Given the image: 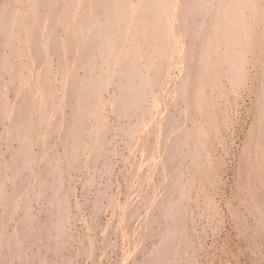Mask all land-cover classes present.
Instances as JSON below:
<instances>
[{"label":"rangeland","instance_id":"374dc122","mask_svg":"<svg viewBox=\"0 0 264 264\" xmlns=\"http://www.w3.org/2000/svg\"><path fill=\"white\" fill-rule=\"evenodd\" d=\"M88 1L53 0L47 10L33 6L37 0H0V264H160L155 254L173 226L171 264H264V0L242 10L238 73L223 59L221 32L206 63L198 61L218 0H205L201 33L192 38L181 28L184 0H163L162 30L146 31L143 0H129V23L113 25L128 23L127 35L107 60L99 25L75 30ZM87 33H97L89 46ZM161 38L168 40L162 59L146 57ZM133 50L132 80L146 85L121 113L131 98L123 73ZM90 57L92 69L83 63ZM98 77L95 94L89 86L72 95L74 78ZM78 105L93 108L76 131ZM179 136L185 143L175 152ZM169 205L180 209L174 225L163 217Z\"/></svg>","mask_w":264,"mask_h":264},{"label":"bare ground","instance_id":"6f19581e","mask_svg":"<svg viewBox=\"0 0 264 264\" xmlns=\"http://www.w3.org/2000/svg\"><path fill=\"white\" fill-rule=\"evenodd\" d=\"M36 1V0H35ZM52 1L53 0H37L36 4L34 3L33 6L37 7L36 5H38L40 8L43 7V9H47L46 7L49 8V6L52 4ZM74 1V0H72ZM144 1V0H143ZM142 1L143 3V8H142V12H141V17H140V25H141V28L143 31H146L147 30V27L149 28L150 26H152V28H154L155 30H162L163 26L161 24L162 20L163 19V11H164V6H163V0H145L144 2ZM27 2V1H26ZM34 2V0H33ZM88 6L89 9L86 10V13L84 15L83 13V17H82V21L79 24V29H78V25L76 26V29L75 30H80V29H84V27L86 26L87 28L90 27V25H94V29H99L98 25L100 26V28L102 30L105 31V37H106V40H104L105 42L103 43V47H102V52L104 57L106 55H108L109 53H111V51L113 52V49H112V45L113 44H119L120 45V48H121V42L123 41V39L126 37L127 35V29L125 27V24L126 22H128L129 20V16L131 17V15H128L129 12L131 11L130 9V6L131 4L129 3V0H90L88 1ZM162 2V3H161ZM81 3V2H80ZM140 3H141V0H140ZM165 4V3H164ZM53 5V4H52ZM74 5V4H73ZM80 5V4H79ZM68 6V5H66ZM65 6V7H66ZM142 6V5H140ZM164 8H163V7ZM180 6V5H179ZM34 7V8H35ZM38 7V8H39ZM51 7V6H50ZM64 7V8H65ZM69 7V6H68ZM132 7V6H131ZM167 7V6H166ZM204 7H205V0H184L183 1V7H182V10H181V14H180V17H181V20L183 21V31L185 33V35H189L192 37H194L195 35L201 33V27H202V23L200 21V15L201 13L203 12L204 10ZM63 8V9H64ZM67 8V7H66ZM65 8V9H66ZM73 8V7H72ZM250 9L251 11H256L255 7H254V2L251 1V0H218L217 2V5H216V13H215V29L212 30V32H210L209 34H204L202 36V53L199 57V63L200 64H204L206 63L207 61V56L209 54V51L211 50V41H212V36L213 35H217L218 32H221L223 35H225V40H226V44L228 46V51H227V54L224 56V60L231 63L232 64V70L234 73H238L239 70H240V65L242 63V57L240 55V42L237 41V36L238 34L241 32V31H244V33L246 32V20L244 18V15H243V12L242 10L243 9ZM48 10V9H47ZM99 10H104L106 15L104 17V21L103 22H99L97 21V15L96 13L99 11ZM180 10V8H179ZM75 11V10H74ZM103 11V12H104ZM119 12V13H118ZM68 12L65 11V15H67ZM77 16V13L74 12ZM104 13V14H105ZM63 13H60L59 15H62ZM50 15V14H48ZM63 15V16H65ZM72 15V14H71ZM74 15V14H73ZM96 15V16H95ZM15 16V15H14ZM13 16V18H14ZM56 16V14H55ZM55 16L53 18H55ZM58 16V15H57ZM70 17V16H69ZM96 17V19H95ZM11 18V17H10ZM9 18V19H10ZM59 19L61 18L58 17ZM64 17H62L63 19ZM68 18V17H67ZM166 18V17H164ZM47 19V18H46ZM66 19V18H64ZM62 20V21H65V20ZM74 19V18H73ZM43 20V19H42ZM55 20V19H54ZM67 20V19H66ZM128 20V21H126ZM10 21V20H9ZM8 21V22H9ZM41 21V20H40ZM48 21V19L46 20ZM61 19H60V22L59 21H55V22H59L60 24H62L61 22ZM118 22L119 23H122V21H126L125 24H124V27L120 30L118 28H115L113 25L115 24V22ZM121 21V22H120ZM7 22V23H8ZM11 22V21H10ZM13 22V21H12ZM44 22V21H43ZM54 22V23H55ZM6 22H4V24H2V27L6 28L5 24L6 25H9V23L7 24ZM40 23V22H39ZM45 23V22H44ZM50 23V22H48ZM47 23V24H48ZM124 23V22H123ZM129 23V22H128ZM128 23L126 25H128ZM170 23V22H169ZM11 24V23H10ZM42 24V23H41ZM46 24V25H47ZM58 24V23H57ZM159 24L160 26H162V28H159ZM164 24V23H163ZM4 25V26H3ZM43 25V24H42ZM64 25V24H63ZM85 25V26H84ZM222 25V28L221 29H218V27H220ZM50 26V25H49ZM65 26V25H64ZM67 26V25H66ZM65 26V28H66ZM96 26V27H95ZM42 27V26H41ZM45 27V26H44ZM47 27V26H46ZM52 27V26H51ZM61 27V26H60ZM73 27V26H72ZM93 27V26H92ZM98 27V28H97ZM116 29H114V28ZM170 27V26H169ZM37 28V27H36ZM68 28V27H67ZM66 28V29H67ZM86 28V29H87ZM91 28V27H90ZM88 28V29H90ZM167 28H168V25H167ZM174 28V27H173ZM49 29V28H48ZM87 29V31L90 33V31ZM169 29V28H168ZM36 30V29H35ZM33 30V31H35ZM47 30V29H46ZM51 30V29H50ZM53 30V29H52ZM176 30V29H175ZM182 30V29H181ZM83 30H81V33H82ZM95 31V30H93ZM42 32V30H41ZM46 32V31H45ZM78 33H80L79 31H77ZM172 32V31H171ZM38 34V32H35ZM47 33V32H46ZM48 33H52L51 32H48ZM85 33V31H84ZM87 33L86 34V39H83V42L84 40H86V43H88V45L86 46H89L93 40H95L97 38V33L94 34V36H92V33L91 35ZM145 34V32H143ZM183 33V32H182ZM183 33V34H184ZM7 34V32H6ZM41 34V33H39ZM177 34V33H176ZM182 34V35H183ZM10 34L8 33V35L6 36V43L5 44H9L12 46V41L14 42V40L12 39V37L9 36ZM32 35V34H31ZM96 35V36H95ZM37 37V35H35ZM34 36V37H35ZM49 36V35H48ZM47 36V37H48ZM52 36V35H51ZM50 36V37H51ZM81 36V34H80ZM180 36V35H179ZM33 37V42H38L36 39H34ZM39 39H40V35L38 36ZM42 37V36H41ZM84 37V36H82ZM123 38V39H122ZM166 38V37H165ZM163 39L161 38L160 41L163 40H166V39ZM51 39V38H50ZM47 40V39H46ZM122 40V41H121ZM42 41V40H41ZM44 41V40H43ZM60 41V40H59ZM121 41V42H119ZM157 42V43H154V45L152 47H150L148 49V51H146V54L145 53V56L146 57H149L150 54H155L157 53L159 55V57L162 59V57L164 56V52H165V49H166V41H163V42ZM55 42V41H54ZM61 42V41H60ZM39 43V42H38ZM46 44V42H44ZM48 43V42H47ZM57 42L53 43L52 44V49H54L53 51H57L58 50V45L56 44ZM64 43V42H63ZM62 43V44H63ZM168 43V42H167ZM61 44V45H62ZM43 45V44H42ZM68 45V44H67ZM77 45V44H76ZM83 45V44H82ZM119 45H117V51L114 52V54L112 53L111 56L115 57L118 59V57H120L122 55V51H118V50H121L119 49ZM63 46V45H62ZM69 46V45H68ZM80 46V45H79ZM40 47V45H39ZM47 47H50L47 45ZM78 47V46H77ZM45 48V47H44ZM89 47H87V50H88ZM114 48H116V45L114 46ZM112 49V50H111ZM192 49V48H191ZM66 50V49H65ZM58 51H61L60 48ZM134 51V52H133ZM132 52H130L128 54V56H130V61H129V66L124 69V73H123V76H125L124 78H128V80H130V83L125 87L124 90H128L131 92V98H128L129 101L126 99L124 102L121 101L122 104H120V107L121 109L119 111H121V113H125L127 112L129 109L133 108L136 104H138V102L140 101V98H141V93H142V90L144 88V86L146 85V81L145 80H142L140 79L138 81V84H135L134 83V77H136L137 75V65H136V61L135 59L137 58V53L138 52H135L136 50H133ZM65 53V51H62ZM117 52H120L121 55L116 57L117 55ZM60 53V52H59ZM68 53V52H67ZM156 54V55H157ZM119 55V53H118ZM148 55V56H147ZM158 57V56H157ZM103 58V57H102ZM107 58H110L109 57H105L104 59L107 60ZM115 58H112L113 61L115 60ZM111 59V58H110ZM109 61H106V62H109L110 63V60ZM160 59V60H161ZM111 61V62H113ZM159 62V61H158ZM158 62H153L158 64ZM84 63V66L87 67L88 69H92L94 67V61L93 59L90 58H87V60H85ZM82 65V64H81ZM159 65V64H158ZM83 66V65H82ZM152 66H155V65H152ZM157 66V65H156ZM155 66V67H156ZM5 67V66H4ZM154 67V68H155ZM158 67V66H157ZM203 68V67H202ZM157 69V68H155ZM202 74L203 72H201V69L200 71L198 72V74L195 76L197 78H201L202 77ZM122 76V77H123ZM101 77V76H99ZM98 77V79H96L95 81H91V82H80V84L77 83V79L74 78V81H72L73 83L71 84V93L73 96L75 97H79L82 93H88L87 92V89H89L88 87L90 86L93 90L92 92L95 94L96 91L98 90V88L100 87L101 83H102V78L103 76L101 77V79ZM106 77V75H105ZM204 78V77H203ZM104 80V78H103ZM79 81V80H78ZM133 81V82H132ZM90 90V89H89ZM91 92V91H90ZM89 92V93H90ZM94 94H93V97H94ZM91 96H92V93H91ZM74 97V98H75ZM194 97V96H193ZM80 98V97H79ZM79 101V100H78ZM80 102V101H79ZM78 102V103H79ZM90 105V104H88ZM80 105H78L76 107V109L79 107ZM82 106V105H81ZM88 107V108H87ZM83 106V107H80L77 109V112H76V119L75 121L73 122V124L71 125V128L70 129H78L79 128V125H80V121L83 120V116L86 115V114H90L91 111H92V106ZM92 107V108H91ZM25 111V110H24ZM24 111H23V114H24ZM88 114V115H89ZM21 115V114H19ZM87 116V115H86ZM85 117V116H84ZM81 119V120H80ZM16 122V121H15ZM14 122V123H15ZM18 123V122H17ZM16 123V124H17ZM82 123V122H81ZM14 125V124H13ZM12 126V125H11ZM18 127V124L16 125ZM15 126L12 127L14 129H11V131H16V129H18L17 127ZM172 126V125H171ZM26 130V129H25ZM77 131V130H76ZM13 133V132H12ZM200 133V131H199ZM21 135V134H20ZM184 139V138H183ZM180 136L178 138H176L174 141H173V146L175 147V152H177L183 145H184V140H183ZM174 150V149H173ZM176 154V153H175ZM172 156L174 157V153L172 154ZM176 156V155H175ZM172 157V159H173ZM177 157V156H176ZM61 202V201H60ZM60 204V203H59ZM25 209V212H26V206L24 207ZM179 212H180V209L179 208H175L173 205H169L166 209H165V212H164V220L165 222H168L171 223V224H175L176 222V219L179 215ZM169 224V225H171ZM174 229H175V226H173L171 228L170 231H168L163 239L165 241L164 245H163V248L161 250H159L158 252H156L155 254V257H157V259L159 258H162L163 260H161L162 262L160 264H171L170 263V260L169 259H166V255L169 254V257L171 259V257H174V252L173 251H170L169 252V248H168V242L169 240L171 239V237H174L176 234L174 232ZM13 243V240L11 239V241H8L7 242V245H12ZM154 264H158L157 262H155Z\"/></svg>","mask_w":264,"mask_h":264}]
</instances>
